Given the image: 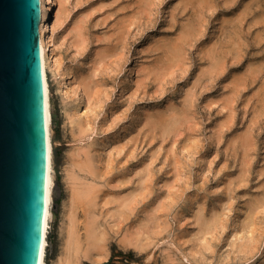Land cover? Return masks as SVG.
<instances>
[{
    "label": "rangeland",
    "instance_id": "374dc122",
    "mask_svg": "<svg viewBox=\"0 0 264 264\" xmlns=\"http://www.w3.org/2000/svg\"><path fill=\"white\" fill-rule=\"evenodd\" d=\"M54 7L44 264H264V0Z\"/></svg>",
    "mask_w": 264,
    "mask_h": 264
},
{
    "label": "water",
    "instance_id": "95a60500",
    "mask_svg": "<svg viewBox=\"0 0 264 264\" xmlns=\"http://www.w3.org/2000/svg\"><path fill=\"white\" fill-rule=\"evenodd\" d=\"M41 16V0H0V264L39 262L47 174Z\"/></svg>",
    "mask_w": 264,
    "mask_h": 264
},
{
    "label": "bare ground",
    "instance_id": "6f19581e",
    "mask_svg": "<svg viewBox=\"0 0 264 264\" xmlns=\"http://www.w3.org/2000/svg\"><path fill=\"white\" fill-rule=\"evenodd\" d=\"M56 1L57 0H42V16H41V21H40V25H39V32H40V36H41L40 49H41V58H42V62H43L42 63V65H43V83H44V92H45L47 174H46V190H45L46 202H45V211H44L43 233H42V242H41L38 264H44L45 248L47 245L46 235H47V231L49 228V222L51 219L50 207H51V199H52V191H53L52 190L53 181H52V174H51V172H52V165H51V149L52 148H51V133H50L51 116H50V110H49V86H48L47 74H50L52 76V79H57L56 76H58V72L60 70V60H58L57 57H54V55H53L54 54L53 50L55 47L54 39H53V33L55 31V23L53 22V16L56 19L55 21L59 20L60 14L57 11H56L57 13L55 12L54 6H56L58 2H59V6H60V4L62 2L64 3L65 0H58L57 2ZM60 10H61V8H60ZM59 79H60L61 85L64 89V94H69V93L78 94L79 93L78 88H76L75 86L69 87L68 85H66V84H68V83H66V81L69 79L68 74H65V75L62 74L61 78H59ZM79 190H81V189H79ZM75 194L76 193L74 192V196H75ZM80 194H81V192H80ZM71 198H72V196H71ZM74 199L75 198L73 197V201H74ZM73 220H75V219L69 220L70 223L68 226L67 238H66L67 239L66 240L67 247H65V248H71V249L73 248L78 253L79 252L78 247H79L80 242H79L77 232L75 230L76 226H75ZM73 249L71 252H73ZM65 251L69 252V249H68V251L67 250H65ZM71 261H72V259H71Z\"/></svg>",
    "mask_w": 264,
    "mask_h": 264
},
{
    "label": "built area",
    "instance_id": "2783aa9c",
    "mask_svg": "<svg viewBox=\"0 0 264 264\" xmlns=\"http://www.w3.org/2000/svg\"><path fill=\"white\" fill-rule=\"evenodd\" d=\"M41 5H42V0H41ZM41 37V36H40Z\"/></svg>",
    "mask_w": 264,
    "mask_h": 264
}]
</instances>
